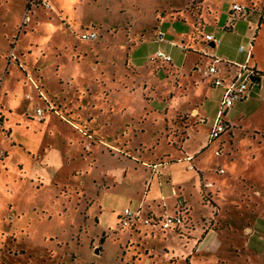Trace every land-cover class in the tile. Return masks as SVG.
<instances>
[{
	"label": "rangeland",
	"instance_id": "1",
	"mask_svg": "<svg viewBox=\"0 0 264 264\" xmlns=\"http://www.w3.org/2000/svg\"><path fill=\"white\" fill-rule=\"evenodd\" d=\"M202 13L201 0H0V264H264V98L229 111L225 132L197 163L200 195L186 188L192 223L202 218L203 231L222 226L208 248L194 247L189 256L184 246L192 236L179 229L136 233L119 222L108 230L99 225L104 216L115 222V212L128 206V187L100 189L102 164L110 160L89 154L99 140L83 121L92 117L102 129L110 117L106 95L116 90L133 116L148 99L145 87L154 88L149 77H137L130 55L144 64L160 49L181 66L177 42L187 34L203 38ZM92 27L98 38L80 40ZM159 29L177 46L158 45ZM220 30L218 57L244 58V42ZM219 97V90L207 94L211 120ZM46 157L60 158L59 170L50 172Z\"/></svg>",
	"mask_w": 264,
	"mask_h": 264
},
{
	"label": "crops",
	"instance_id": "2",
	"mask_svg": "<svg viewBox=\"0 0 264 264\" xmlns=\"http://www.w3.org/2000/svg\"><path fill=\"white\" fill-rule=\"evenodd\" d=\"M232 4L244 5L252 10L243 17L233 18L230 11ZM201 10L204 25L199 33L202 34L203 38L197 40L187 34L186 39L181 37V40L177 42L185 59L181 66L173 64L172 59L169 62L154 60L155 53L149 57L148 62L136 64L133 58L134 52L130 55V63L136 69L137 77L140 80L143 77H145L143 79L149 77L154 88L151 90L150 87H145L150 92L148 99L138 103L133 116L128 115L129 103L125 100L121 101L124 95L120 96L121 93L116 90L114 95H106L105 109L108 110L110 117L102 129L94 128L92 117L86 116L85 121H83L86 128L99 140L97 146L91 148L92 152L89 154L97 158L107 156L110 160L109 163L102 164L104 172L100 189L110 192L109 190L116 185H125L128 187L126 191L128 206L123 210L130 209L139 212V220L129 229L136 233L145 230L152 232L159 227L154 224L144 225L142 220L149 219L151 222H156L164 215L178 212L183 217V223L168 230L177 231L179 229L186 231L188 236H194L190 239L186 237L188 242H185L184 252L186 251L189 256L194 247H197L198 253L204 248H208L209 244L213 242L214 236L217 232H221L222 228L219 226L217 230H214L208 227V231H203L204 228L201 225H204V221L202 218L200 223H192L190 204L186 195H190L189 190L186 191L188 185L196 188L200 195L201 184L198 172L203 171L199 165L197 166V163L199 164V158L209 148L207 144H212L225 132L209 142V135L223 93L221 88L212 85L211 78H204L196 68L208 66L213 59H218L221 61L218 64L219 77L228 79L233 73V66L246 64L263 76L250 88L247 99L238 104L249 102L251 98L255 100L264 98V13L260 15V12L264 11V0H201ZM164 17L169 18L167 15ZM187 18L184 23L191 27L193 33L192 18ZM169 20L177 21L172 20V18ZM212 22L215 25L214 31H205V28L209 27ZM240 22L246 25L241 27ZM91 29L95 30L93 27L86 28V30ZM220 29L222 31L223 29L224 31L228 30L234 36L239 37L240 41L244 42V45L241 44L242 46L252 44L249 60L246 59L245 53L239 51L238 54H245L244 58L237 59L235 52L223 53L221 57H218L216 50L213 51L216 45L205 42L204 35L212 34L217 38L215 32L221 31ZM159 32H161L160 29ZM144 43L145 41L141 44ZM164 43L172 47L177 46L175 42L167 40L166 37H164L162 44ZM162 44L158 43V45ZM155 70L156 73L153 74ZM161 72L166 77L162 76ZM217 90L220 92L219 104L217 112L211 120L206 106L207 94ZM235 105L225 113L226 128L228 123L226 116L230 110L234 109ZM114 109L120 110V118L116 119V117L111 116L114 115ZM184 115L186 116L185 119ZM196 120H198V124H196ZM202 125H211L205 134L199 132ZM177 133L184 135V140L176 141ZM110 144L114 146L115 150H109L112 147ZM35 151L31 150L29 153ZM188 157H192V160H186ZM61 162L60 158L56 160V158L46 157L44 163H48L47 167L53 173L59 170L62 165ZM123 210L115 212L117 217L115 222H110V217L98 218L100 227L108 230L118 224ZM104 213L107 211L101 208L98 215L103 216ZM168 233V235L175 237V232ZM199 233L200 238L196 240ZM178 240L183 242V239ZM189 256L188 262L190 263L191 258Z\"/></svg>",
	"mask_w": 264,
	"mask_h": 264
},
{
	"label": "built area",
	"instance_id": "3",
	"mask_svg": "<svg viewBox=\"0 0 264 264\" xmlns=\"http://www.w3.org/2000/svg\"><path fill=\"white\" fill-rule=\"evenodd\" d=\"M252 9L240 5L232 4L230 11L233 18H240L247 15ZM164 33L158 32L156 35V41L162 43L164 40ZM98 38V34L95 30H85L79 35V39L83 41H95ZM205 42H211L213 45H219V40L215 38L212 34L204 35ZM252 51V44L249 43L247 46H240L239 52L246 54V59H250ZM154 60H160L162 62H169L171 58L168 54L161 50L155 52L153 57ZM221 61L218 59H213L211 64L205 67H198L196 70L200 72L204 78H211L212 85L222 89V100L218 112L216 114L210 135L209 142L218 138L226 130V124L224 123V116L226 111L233 107V105L245 101L248 97V92L250 88L256 83L257 71L249 68L245 65L233 66V73L228 79H222L219 77V67L218 64ZM186 160L191 161L192 157H188ZM139 220V212L132 211L130 209H124L120 218L119 225L121 228L131 227L135 222ZM183 217L180 213H174L171 215H164L156 222H151L149 219L142 220L144 225H157L160 230L166 231L173 226L180 225L183 223Z\"/></svg>",
	"mask_w": 264,
	"mask_h": 264
},
{
	"label": "trees",
	"instance_id": "4",
	"mask_svg": "<svg viewBox=\"0 0 264 264\" xmlns=\"http://www.w3.org/2000/svg\"><path fill=\"white\" fill-rule=\"evenodd\" d=\"M152 61H153V59H152ZM261 76H263L261 73H257L256 80H259V78H260Z\"/></svg>",
	"mask_w": 264,
	"mask_h": 264
},
{
	"label": "water",
	"instance_id": "5",
	"mask_svg": "<svg viewBox=\"0 0 264 264\" xmlns=\"http://www.w3.org/2000/svg\"><path fill=\"white\" fill-rule=\"evenodd\" d=\"M212 45H213V43H212Z\"/></svg>",
	"mask_w": 264,
	"mask_h": 264
}]
</instances>
